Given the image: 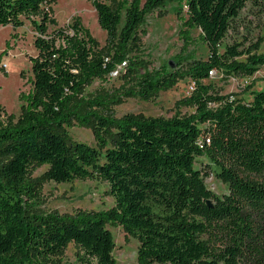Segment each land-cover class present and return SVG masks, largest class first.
Wrapping results in <instances>:
<instances>
[{
	"label": "trees",
	"instance_id": "obj_1",
	"mask_svg": "<svg viewBox=\"0 0 264 264\" xmlns=\"http://www.w3.org/2000/svg\"><path fill=\"white\" fill-rule=\"evenodd\" d=\"M52 1L0 0V25L20 27L27 18L37 32L32 88L21 95L17 120L13 114L0 120V264H66L60 256L72 242L83 251L79 264H117L108 225L140 240L139 264H264V89L244 100L210 81L212 70L230 80L264 66L260 42L219 49L246 0L94 1L107 33L102 48L79 18L67 27L48 12L32 18ZM167 2L176 3L184 45L200 29L208 59L190 56L181 70L149 68L142 26ZM119 66L127 85L113 95L86 96L91 83ZM187 77L195 87L179 104L193 108L189 114H109L111 104L150 100ZM74 125L91 129L96 146L75 139ZM39 166L46 171L33 176ZM213 173L228 184L227 194L208 188ZM95 178L109 182L113 207L35 209L44 182Z\"/></svg>",
	"mask_w": 264,
	"mask_h": 264
},
{
	"label": "rangeland",
	"instance_id": "obj_2",
	"mask_svg": "<svg viewBox=\"0 0 264 264\" xmlns=\"http://www.w3.org/2000/svg\"><path fill=\"white\" fill-rule=\"evenodd\" d=\"M94 1L114 3L113 0H55L43 4L39 15L32 18L40 21L43 13L48 12L50 17L57 20L60 27H67L79 18L90 29L102 48L107 44V33L99 23ZM175 6V2H167L147 15L142 26L143 56L149 60L150 69H159L162 66L170 68V62L175 70L187 69L190 56L198 60H206L209 57L210 47L202 41L200 29H193L191 43L188 46L184 45V40L180 36L182 21L175 12ZM54 27L50 24V29ZM36 35L32 19L24 18V25L16 28L12 24L0 25V120L8 121L9 115L13 114L16 121L21 113V95L29 93L32 88V57L37 55L34 44ZM256 42H260L257 52H264V6L259 0H246L219 49L224 51L227 45L235 43L242 44L241 48H247ZM244 58L245 56L240 57ZM179 61L183 63L180 64ZM255 75L244 85L232 79L224 80L221 73H215L210 81L221 89L223 94L235 93L238 97L249 100L252 90L264 89V66ZM127 81L122 66H119L106 79L91 83L85 94L87 97L103 93L113 95L127 85ZM249 85H252L250 89ZM194 86L193 80L187 77L150 100L129 97L122 102L111 104L109 114L121 117L126 113H135L165 118L176 114H189L194 109L182 106L179 102L192 93ZM69 129L75 139L96 146L91 129L77 125ZM199 160L208 161L206 157H200ZM46 169L47 166L36 167L33 176L42 175ZM205 182L218 196L229 192L228 184L215 173L207 177ZM114 204L115 199L110 193L109 182L100 178L76 179L72 182H44L36 199L35 209L40 213L54 211L60 214H73L78 210L86 212L106 210ZM108 227L115 240L113 255L117 264H139L140 240L127 233L122 226ZM81 255H83L81 248L72 242L61 254L60 259L66 264H79Z\"/></svg>",
	"mask_w": 264,
	"mask_h": 264
},
{
	"label": "built area",
	"instance_id": "obj_3",
	"mask_svg": "<svg viewBox=\"0 0 264 264\" xmlns=\"http://www.w3.org/2000/svg\"><path fill=\"white\" fill-rule=\"evenodd\" d=\"M260 71H258L257 72V74L259 73ZM215 73H218L216 70H212V71H210V78H212V77H214V75H215ZM254 77H256V75L254 76ZM251 77H243V78H232V80L233 81H235V82H237V83H240V84H246V83H248V81H249V79H250ZM195 84V83H194ZM246 86V85H245ZM195 87V86H194ZM193 90H194V88H193ZM210 143V139L208 138V139H206V142H203V141H200L199 142V145L201 146V147H204V145L205 144H209Z\"/></svg>",
	"mask_w": 264,
	"mask_h": 264
},
{
	"label": "water",
	"instance_id": "obj_4",
	"mask_svg": "<svg viewBox=\"0 0 264 264\" xmlns=\"http://www.w3.org/2000/svg\"><path fill=\"white\" fill-rule=\"evenodd\" d=\"M170 66H172L173 67V64H172V62H170ZM208 204L211 206L212 204H211V201H208Z\"/></svg>",
	"mask_w": 264,
	"mask_h": 264
}]
</instances>
